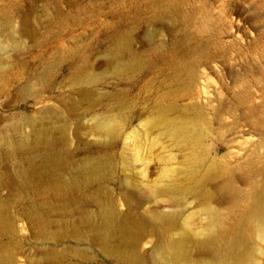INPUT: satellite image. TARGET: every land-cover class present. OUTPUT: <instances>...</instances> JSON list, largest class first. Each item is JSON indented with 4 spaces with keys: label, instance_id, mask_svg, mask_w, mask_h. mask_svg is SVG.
<instances>
[{
    "label": "rangeland",
    "instance_id": "obj_1",
    "mask_svg": "<svg viewBox=\"0 0 264 264\" xmlns=\"http://www.w3.org/2000/svg\"><path fill=\"white\" fill-rule=\"evenodd\" d=\"M263 7L0 0V264H172L156 253L183 231L194 264H264V232L242 220L264 198ZM74 63L92 82L71 78ZM99 117L118 119L111 133ZM182 117L203 121L194 146L164 129Z\"/></svg>",
    "mask_w": 264,
    "mask_h": 264
},
{
    "label": "bare ground",
    "instance_id": "obj_2",
    "mask_svg": "<svg viewBox=\"0 0 264 264\" xmlns=\"http://www.w3.org/2000/svg\"><path fill=\"white\" fill-rule=\"evenodd\" d=\"M185 1V0H184ZM187 1V0H186ZM174 3V2H173ZM182 4V3H181ZM185 5V3H184ZM178 6V5H177ZM241 6V5H240ZM244 7V6H243ZM60 8V7H59ZM264 8V7H263ZM180 9V8H179ZM183 9V8H182ZM192 9V8H191ZM237 9V8H236ZM65 10V9H64ZM177 10V9H176ZM186 10V9H185ZM188 11V10H187ZM179 12V10H178ZM189 12V11H188ZM205 12V10H204ZM175 13V12H174ZM170 18L172 17V12L169 13ZM188 14V13H187ZM174 16H176V14H173ZM210 15V14H209ZM167 15L163 16V18H165ZM169 16H167L168 19ZM205 16V15H204ZM255 17V15H253ZM185 17V14H184ZM187 17V16H186ZM211 17V16H210ZM155 16V14L152 15V20L154 19V21H158L157 18ZM174 18V17H173ZM183 18V17H182ZM208 18V17H207ZM257 18V17H256ZM175 19V18H174ZM167 20V19H166ZM168 21V20H167ZM172 21V18H171ZM170 21V22H171ZM166 22V21H165ZM164 23V25H167V22ZM261 22V21H260ZM151 23V22H150ZM149 23V24H150ZM153 23V22H152ZM156 22H154L155 24ZM181 23V22H180ZM160 24V20L159 23ZM162 24V22H161ZM172 24V23H171ZM148 25V24H147ZM146 25V27H147ZM157 25V24H156ZM169 25V23H168ZM173 25V24H172ZM170 26V30L171 27H175V25ZM48 26V25H46ZM131 26V25H130ZM150 28L153 27L148 25ZM163 26V25H162ZM145 27V28H146ZM160 27V26H159ZM167 27V26H166ZM155 28V25L154 27ZM157 28V26H156ZM162 28V27H161ZM144 29V28H143ZM168 29V27L166 28V30ZM150 30V29H149ZM152 30V29H151ZM155 29H153L154 31ZM174 30V28H173ZM172 30V31H173ZM141 31V30H140ZM139 31V32H140ZM169 32V29L167 30ZM171 31V32H172ZM152 33V31H150ZM149 32V33H150ZM154 34V33H153ZM151 35V34H150ZM152 37V36H151ZM132 40V39H131ZM150 40V39H149ZM153 40V39H152ZM159 40V39H158ZM178 40V39H177ZM106 41H107V45L105 47V49H108L110 44H114L113 48H109V53H108V57L111 63H116L117 66L123 68L125 66V62L123 61H118V56H117V52H116V48L120 47V45L116 44L118 41V36L115 33H110L106 35ZM157 41V40H155ZM84 42V41H83ZM133 46V43L130 42ZM151 43V41H150ZM149 43V45H150ZM145 44V41H144ZM147 45V43H146ZM207 45V44H206ZM108 47V48H107ZM134 47V46H133ZM100 48V47H99ZM98 48V50H99ZM224 48V47H223ZM239 48V47H238ZM193 49V48H192ZM97 49H94L92 53H95L98 51ZM131 50V49H130ZM80 51V49H79ZM204 52V51H203ZM263 52V51H262ZM90 53V52H89ZM239 53V52H238ZM248 57V56H247ZM212 60V58H211ZM198 62V61H197ZM88 67V66H87ZM85 66H81V65H77L74 63L73 66H71V78L77 79V80H81L84 81V83H90L92 82V80L94 79V75L91 74L88 69ZM130 67V66H129ZM128 69V68H127ZM57 77V76H56ZM131 78V76H130ZM129 78V79H130ZM195 78V77H194ZM240 78V77H239ZM54 82L51 83V85H53ZM236 84V83H235ZM251 84V83H250ZM246 86V85H245ZM249 86V85H248ZM236 87V86H235ZM244 88V86H243ZM257 89V88H256ZM259 91V90H258ZM234 93V91L232 92ZM260 93V92H259ZM233 95V94H232ZM237 95V94H236ZM240 97V96H238ZM237 97V98H238ZM242 102V100H241ZM127 104V103H126ZM258 106V105H257ZM257 109V108H255ZM264 110V109H263ZM261 112V111H260ZM262 114V113H261ZM118 121V119H110L107 117H99V118H95L94 119V124L97 127L98 130H102L105 131L106 133H111L115 127L116 122ZM202 119L201 117H182V118H166L165 122L163 123L164 129L168 132H170L173 137L175 139H177L178 141H181L185 144L194 146L195 144H197L200 141V138L202 136V133L204 131V128L202 127ZM18 128V127H17ZM38 131V130H37ZM50 136V135H49ZM39 139V138H38ZM40 141V139H39ZM23 143V142H21ZM12 144V143H11ZM15 145V144H14ZM6 152V151H5ZM194 152V151H193ZM192 164L189 165V167H187L184 172H185V176L186 178H191V179H198V182L195 185H192L190 187H188V189L190 190H199L201 188V183H200V178H197V159L200 157V155H197L196 152L192 153ZM36 168V167H35ZM23 169V168H21ZM17 172V171H16ZM35 173H37L35 171ZM32 175H35L34 172L31 173ZM30 175V173H29ZM28 175V176H29ZM31 175V176H32ZM27 176V175H26ZM25 176V177H26ZM41 177V176H40ZM43 177V176H42ZM32 177H30L31 179ZM23 179V178H22ZM40 179V178H39ZM27 181V180H26ZM30 181V180H29ZM45 181V180H44ZM24 182V181H23ZM43 182V180H42ZM41 183V182H40ZM42 184V183H41ZM38 186V185H37ZM67 187V186H66ZM177 192H184V190L186 188L183 187L182 184H179L175 187ZM28 191V190H27ZM203 197H207L206 193H202ZM255 201L254 203L247 209V211L245 212V214L243 215L242 220L244 222H257V225L260 227V229L264 232V198L261 197H254ZM253 199V198H252ZM66 200V199H65ZM58 204V203H57ZM4 205V204H3ZM209 210V209H208ZM8 214V213H7ZM209 218H210V222L208 225V228H215L217 226H219L220 220L218 219V217H216L215 213L212 212L211 210H209ZM110 216V215H109ZM14 217V216H13ZM157 217L161 220H166L169 217V213H165V212H159L157 214ZM107 218V217H106ZM105 219V218H104ZM112 219V218H111ZM13 220V219H12ZM40 220V219H39ZM2 221V217H1V213H0V222ZM110 220L107 219V223L110 224ZM114 222V221H113ZM13 223V222H12ZM134 223V222H133ZM136 223V222H135ZM243 223V222H242ZM112 224V223H111ZM241 224V223H240ZM140 227V226H139ZM111 229V228H110ZM107 230V229H106ZM92 231V230H91ZM131 229H127L126 232L130 233ZM236 231V230H235ZM122 232V230H121ZM137 232V231H136ZM140 232V231H139ZM36 233V232H35ZM93 233V232H92ZM91 233V234H92ZM125 233V232H124ZM102 233L100 232V235ZM136 234V233H135ZM13 237V236H12ZM40 239V238H39ZM137 237H134L133 241L129 243V246L131 248H133V245L136 242ZM187 241H188V232L183 231V232H179V234L177 235V238L167 244L166 246L161 247L160 249H158V252L156 253L157 255H159V258H162L165 262L170 261L172 264H194L190 259L189 256L187 255ZM233 247V246H232ZM135 249V247H134ZM133 249V250H134ZM14 253V252H13ZM16 253V252H15ZM13 256V255H12ZM15 256V255H14ZM11 258V256H10ZM10 258L7 257V260L4 261V264H11L10 262ZM14 258V257H13ZM12 258V259H13ZM220 258V257H219ZM15 259V258H14ZM161 259V260H162ZM157 261V260H156ZM13 263V261H12ZM162 264V263H159ZM201 264V263H200ZM203 264V263H202ZM205 264H226L223 263L217 259H209L208 261H206ZM238 264H248V261L245 260H241L238 262Z\"/></svg>",
    "mask_w": 264,
    "mask_h": 264
}]
</instances>
